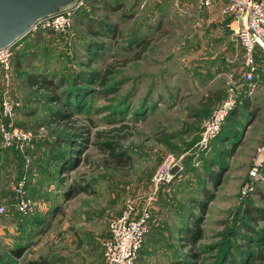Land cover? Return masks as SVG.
<instances>
[{"label": "rangeland", "instance_id": "1", "mask_svg": "<svg viewBox=\"0 0 264 264\" xmlns=\"http://www.w3.org/2000/svg\"><path fill=\"white\" fill-rule=\"evenodd\" d=\"M105 1L104 9L102 0H82L62 31L25 35L9 86L0 83V99L7 87L20 103L14 122L32 131L28 155L44 197L42 212L31 217L4 204L0 264L42 256L49 264H102L109 219L127 200L139 210L148 194L154 199L150 233L136 264H264L254 259L255 242L264 243V218L252 222L255 232L244 228L250 224L245 207L264 206V119L247 133L249 115L237 117L240 125L226 120L204 149L199 145L222 101L204 96L217 90L224 99L241 73L242 52L230 39L224 0L210 9L196 0ZM146 40L141 59L120 65ZM110 64L115 68L102 85L99 76ZM90 70L99 74L93 83L86 82ZM28 75L57 84L56 92L75 106L72 114L62 117L49 91L27 84ZM107 138L120 144L128 164H101ZM231 142H237L232 151ZM167 156L181 169L155 185ZM59 161L72 169L61 172ZM255 164L256 177L249 173ZM196 200H205L203 211ZM193 218L199 235L186 240L179 229L191 230ZM249 233L258 237L247 244Z\"/></svg>", "mask_w": 264, "mask_h": 264}, {"label": "built area", "instance_id": "2", "mask_svg": "<svg viewBox=\"0 0 264 264\" xmlns=\"http://www.w3.org/2000/svg\"><path fill=\"white\" fill-rule=\"evenodd\" d=\"M223 12L227 13L235 23L233 33L243 52L240 78L229 81L226 96L216 106L205 123L199 139L200 149H204L218 134L230 111L238 102L240 95H251L254 90L255 48L264 47V0H224ZM198 5L205 9L214 6L215 0H196ZM82 4L79 0L72 8L63 10L50 17L37 21L27 34L42 29L62 31L71 24L73 13ZM25 34V35H27ZM24 35V36H25ZM17 39L10 45L0 49V83L9 86L11 81V64L16 51L20 48L23 39ZM20 103L9 97L8 89L3 91L0 99V137L4 147L17 152L29 163L28 152L32 149V131L16 125L14 115ZM264 152V144L259 149ZM181 166L173 156H167L159 165L152 181L155 185L171 179L172 168ZM255 164L250 169V175L257 176ZM28 174L25 172L11 184L14 201L12 208L23 216H30L35 211V203L29 198L26 190ZM247 187L243 189L246 192ZM153 195L148 194L142 206L137 210L132 200H127L122 211L108 221L109 235L103 241L102 264H136L139 250L149 230V220L153 204ZM6 206L0 204V215L6 213Z\"/></svg>", "mask_w": 264, "mask_h": 264}, {"label": "trees", "instance_id": "3", "mask_svg": "<svg viewBox=\"0 0 264 264\" xmlns=\"http://www.w3.org/2000/svg\"><path fill=\"white\" fill-rule=\"evenodd\" d=\"M92 1H97V0H92ZM103 2V5H104V9H105V6L108 5L106 3L105 0H102ZM116 8H119V6H116ZM115 7L113 6H110L108 8L109 9H116ZM98 32H94V34H97ZM150 41L149 40H146L145 42H143L139 48L137 49V51L130 57H126L124 59H122V61L120 62V65H125L127 64L129 61L131 60H138V59H141L142 58V54L147 50L148 48V45H149ZM22 48V47H21ZM19 48L16 53L21 49ZM21 52V51H20ZM19 53V52H18ZM115 68V65H108L103 73L101 74V76H99L98 72L94 71V70H90L89 71V74H88V79L86 80L87 83H93L94 81H96L97 77H101L100 79V83L102 85H104L107 81V77L113 72ZM25 81L27 82V84L31 85V86H34V87H37V88H40V89H44L46 91H49L50 94H51V97L52 99L58 103V107L57 109L59 110V113L61 114L62 117H68L72 114V109L73 107V103L71 100H65L63 99V96L62 94L56 92V87H57V84L55 85V83H53L52 80H48V79H36L34 77H32L31 75H28L26 78H25ZM51 85L53 87H51ZM87 85V84H86ZM220 93L218 91H210L209 92V95H206L204 96V99L205 100H213L212 99V96L213 95H216V98L217 99H220ZM250 95H246L245 93H243L242 95H240L239 99H238V102L236 103V105L233 107V109L230 111L229 115L227 116L226 120H229L231 119L232 121H234V123L236 124V119L237 117L239 118H243V114H240L239 113V108H238V103L240 101V103L242 104V107L245 109L248 110V115L250 117H255L256 114L258 113V110H259V107L254 105V104H250ZM241 99V100H240ZM222 100V98L220 99ZM219 100V101H220ZM225 120V121H226ZM236 125H240V124H236ZM223 126V125H222ZM124 127H127L125 125H122L121 127H118L116 129H113V130H123ZM223 128V127H221ZM236 135V134H234ZM225 139H228V138H225ZM85 141H87V139H85ZM237 145V142H231V151L234 150V148L236 147ZM102 148H103V151H104V156L101 158V164L105 165V166H111L113 168H120L121 166L123 167L124 165L128 164V162L130 161L129 158H126L125 157V152L124 150L122 149V147L120 146V144L116 141H113L112 138H107L103 144H102ZM14 154L16 153L17 156H20L17 152H15L13 150ZM21 157V156H20ZM22 158V157H21ZM23 159V158H22ZM24 161V160H23ZM72 164L70 163H63V162H60L58 163V169L61 171V172H64V171H68L70 169H72ZM24 169V168H23ZM28 173V171H27ZM214 181L216 182L215 178H212L211 181ZM28 181H29V178L27 179V182H26V187L28 185ZM84 188L81 187V190H83ZM210 198V196L208 197ZM195 206H197L198 210L199 211H203L204 208L206 207V202L205 200L201 201V200H196L195 203H194ZM264 207V206H263ZM261 207V206H252L250 204H248L245 209H244V213H245V216L246 218L249 220V223L250 224H245L244 225V228L247 230V231H252V232H255L253 229V223H257V221L259 220V217L260 218H264V208ZM35 213V211H34ZM19 214V213H17ZM33 214V213H32ZM30 215V216H33V215ZM20 215V214H19ZM151 218V217H150ZM197 218H193V222H191L190 225H192V228L191 230L190 229H183V228H180L179 229V233L180 235L182 236V238L186 239V240H193L195 238H198V235H199V226L197 224ZM150 233V228L144 238V241H143V244L145 243L146 241V238L148 237ZM258 233H261V232H258ZM260 235V234H259ZM262 237L264 238V234L261 233ZM260 235V236H261ZM255 237H258V236H255V233H252V234H248L244 239L245 241L247 242V244H250L251 242L253 243V241H255ZM259 241V240H258ZM256 241L255 243L256 244V252L254 254V259H264V250L262 249V244L264 243H260ZM260 243V244H259ZM142 244V246H143ZM141 246V248H142ZM140 248V250H141ZM139 250V252H140ZM16 254H18V252H14ZM138 256H139V253H138ZM138 261V259H137ZM233 262H236V261H233ZM137 263V262H136ZM25 264H49V262L47 261L46 257H40V258H37V259H28Z\"/></svg>", "mask_w": 264, "mask_h": 264}, {"label": "crops", "instance_id": "4", "mask_svg": "<svg viewBox=\"0 0 264 264\" xmlns=\"http://www.w3.org/2000/svg\"><path fill=\"white\" fill-rule=\"evenodd\" d=\"M234 25L235 23L232 21V19L227 23L228 31L231 33L232 36V38L230 39L231 40L233 39L235 43H237L238 48H240L242 52V48L238 44L236 37L233 33ZM242 60H243V52H242ZM255 65H256V71L254 73V80H253L254 90L250 95L251 97L250 104L251 105L254 104L258 106L259 110L255 117L249 116L250 117L248 119L249 122L247 123L248 130L246 131V133L249 132L251 128L254 127L258 122H262L264 119V47L261 45H257L255 48ZM239 68L241 69V67ZM219 95L221 97L223 94L220 93ZM241 103L240 101L238 103L239 113L243 114L244 116L246 114L248 115L249 113L248 110L246 108L244 109ZM29 158H30L29 163L26 164L25 161H23V159L20 156H17L16 153L14 154L12 149H8L3 146L0 137V204H5V205L10 204L9 206H12V202L14 201V196L11 190V184L14 181L18 180L21 177V175L25 173L26 170H28L27 174L29 181L26 190L29 198L35 203V213L32 214L33 216H35V215H39L38 210H41L42 212V208H43L42 204L44 197L38 194V192L36 191L38 190L39 183H36V179H37L36 167L31 166V163H33L34 160L32 152L30 153ZM3 215L4 214H1L0 216Z\"/></svg>", "mask_w": 264, "mask_h": 264}, {"label": "water", "instance_id": "5", "mask_svg": "<svg viewBox=\"0 0 264 264\" xmlns=\"http://www.w3.org/2000/svg\"><path fill=\"white\" fill-rule=\"evenodd\" d=\"M79 0H0V49L27 34L39 20L72 8ZM179 171V166L172 168Z\"/></svg>", "mask_w": 264, "mask_h": 264}]
</instances>
